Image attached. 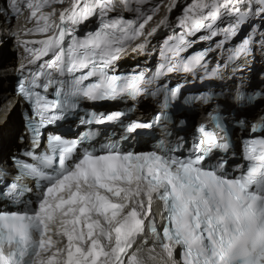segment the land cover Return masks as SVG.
Masks as SVG:
<instances>
[{
  "label": "snow or ice",
  "instance_id": "snow-or-ice-1",
  "mask_svg": "<svg viewBox=\"0 0 264 264\" xmlns=\"http://www.w3.org/2000/svg\"><path fill=\"white\" fill-rule=\"evenodd\" d=\"M65 3L0 5V18L27 11L32 25L13 34L27 60L17 70L16 94L28 105L32 151L23 154L27 159L11 157L7 166L0 162V264H143L138 252L148 232L160 264H264V120L250 126L245 163L233 170V108L226 101L212 107V93L186 100L212 108V127L196 126L189 143L175 125L168 127L182 86L161 82L166 74L199 69L215 78L220 64L209 73L206 59L215 50L227 53L225 64L251 55L257 35L264 41V0H192L181 8V31L163 41L151 74L120 73L117 62L129 53L147 55L150 38L169 24L179 0H170L165 16L147 31L161 9L151 0H119L122 12L115 16V0ZM93 18L95 28L80 33ZM244 27L248 35L227 47ZM198 42L208 47L183 55ZM261 95L237 92V101L252 104ZM140 98L158 105L151 121L128 120L132 107L78 116L82 101ZM72 115L87 130L74 138L49 132L42 146L45 131ZM236 120L241 130L247 127ZM107 125L119 126V138L108 135ZM141 130H159L161 138L151 148L125 147L149 134ZM154 206L162 209V229Z\"/></svg>",
  "mask_w": 264,
  "mask_h": 264
},
{
  "label": "bare ground",
  "instance_id": "bare-ground-1",
  "mask_svg": "<svg viewBox=\"0 0 264 264\" xmlns=\"http://www.w3.org/2000/svg\"><path fill=\"white\" fill-rule=\"evenodd\" d=\"M151 2L152 4L161 3L160 12L155 18L164 16L166 9L165 6L170 2V0H151ZM177 8H179V5ZM173 13L174 11L170 13V22L172 20ZM7 37L8 36H6V34L2 30V33L0 32V96L6 98L5 101L13 99L9 94V86L13 83L15 79V74L18 70V67L13 64L12 59L10 58V56H8L9 54L11 55L10 47L15 46L16 44L9 41L7 42ZM161 40L162 35L158 33L152 36L150 38L151 42L149 45L148 54H137L136 61L132 64L135 65L137 64V62H141L139 64L143 65V63H146L149 68H152L161 57ZM262 44H264V41H261L259 35H257L255 39V45L256 51L259 53V56L255 58H247L243 65V69H246L248 72L247 83L251 87L250 91H252L254 94H264V47H262ZM18 49L20 50V54L23 55V50L21 48ZM217 54H219L220 56H217ZM226 58L227 53L222 54L218 50L213 56V61L215 63H218L222 62ZM229 74H232V72L229 71ZM143 101H146V104H144L143 107L138 111L137 117L141 115L147 116L149 114L157 113L158 109H155L156 107L154 102L145 99H143ZM19 103L20 100H17L12 110L8 113L7 116H4V113L6 112H3L6 108L2 109L6 105V102L3 103V105L0 107V110L2 109L0 111V119L2 118V122L0 123V162H3V166H7V164L10 163V159L12 156L15 155L16 151H20L23 147L29 144L28 136L22 133L24 129L21 127V121L19 117V113L21 111V106ZM230 107H232L233 109L237 108V103H233ZM263 110L264 102L260 106L259 113H261ZM255 114V112L250 111L247 114L244 113L243 118L255 119V117H260V115ZM23 137L24 141H22Z\"/></svg>",
  "mask_w": 264,
  "mask_h": 264
},
{
  "label": "water",
  "instance_id": "water-1",
  "mask_svg": "<svg viewBox=\"0 0 264 264\" xmlns=\"http://www.w3.org/2000/svg\"><path fill=\"white\" fill-rule=\"evenodd\" d=\"M6 100V98H4L3 96H0V107H1V105L3 104V102ZM12 108H13V106H9V107H7L6 109H5V111H3V112H6V113H4L5 115L4 116H7L8 115V113L12 110ZM1 111V110H0ZM1 116V115H0ZM2 122V118L0 119V123Z\"/></svg>",
  "mask_w": 264,
  "mask_h": 264
},
{
  "label": "rangeland",
  "instance_id": "rangeland-1",
  "mask_svg": "<svg viewBox=\"0 0 264 264\" xmlns=\"http://www.w3.org/2000/svg\"><path fill=\"white\" fill-rule=\"evenodd\" d=\"M179 8H177V10H178ZM8 56H10V54L8 55ZM11 58V57H10ZM146 61V60H145ZM139 63H141V62H137V64H139ZM1 90V89H0Z\"/></svg>",
  "mask_w": 264,
  "mask_h": 264
}]
</instances>
